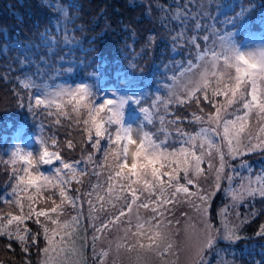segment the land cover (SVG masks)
Listing matches in <instances>:
<instances>
[{
    "label": "snow or ice",
    "instance_id": "snow-or-ice-1",
    "mask_svg": "<svg viewBox=\"0 0 264 264\" xmlns=\"http://www.w3.org/2000/svg\"><path fill=\"white\" fill-rule=\"evenodd\" d=\"M200 7L198 13L173 15V20L192 19L195 29L206 34L186 40L194 57L176 66L170 83L148 107L143 106L148 95L141 90L56 83V77L73 72L71 66L58 69L51 83H37L31 76L19 81L31 92L30 112L55 117L53 126L66 121L68 136L75 131L80 139L68 138L61 147L53 134L39 139L35 154L16 144L10 159L0 158V164L13 166L9 184L0 190V204L9 209L0 208V237L18 241L27 252L29 242L35 245L42 235L41 264H87L89 228L93 264H208L206 253L215 249L218 238L241 239L239 226L228 220L229 209L264 199V170L253 174L244 159L264 154V37H250L243 47L236 43L231 29L242 26L249 11L242 5L239 11L233 6L231 16L219 6L225 16L219 28L218 18ZM201 18L214 22L203 26ZM183 37L178 32L172 40ZM153 42L149 36L148 43ZM88 75L97 77L95 71ZM17 99L24 106L19 94ZM173 105L177 111L193 110L173 115ZM77 148L79 158H69ZM41 166L52 167L46 174ZM220 192L231 203L212 217L209 210ZM182 202L196 209L201 224L199 229L186 224L181 240L173 223L180 221L172 213ZM69 207L75 214L65 218ZM256 235L264 237V224ZM108 236L112 239L97 251V241ZM249 264H264V255Z\"/></svg>",
    "mask_w": 264,
    "mask_h": 264
},
{
    "label": "rangeland",
    "instance_id": "rangeland-1",
    "mask_svg": "<svg viewBox=\"0 0 264 264\" xmlns=\"http://www.w3.org/2000/svg\"><path fill=\"white\" fill-rule=\"evenodd\" d=\"M15 1L16 0H0V68H4L7 72H9V69H14V71L19 69V71L24 72V77L31 76L37 83H51L52 81H50V77L55 76L58 69L63 71L65 68L69 67L66 66L65 63L71 61L65 59L64 56L61 55V52L58 51V46L60 47L62 45L61 48H63V46L70 48L74 44H79L80 40L77 42L72 40L75 36L69 35L68 29L77 28L80 30L85 27L84 24L73 20V16L80 15L91 8L94 17L102 15L104 18L102 23L104 27H107L108 25H111V16H109L110 5L114 7L119 6L120 9L122 8L126 14H129V17L126 15L127 22L124 23L123 30H131V35L137 33L138 35L135 37V40H139L135 45L133 42L134 38L132 39L131 37H128L123 43L132 48L130 51L131 55L136 53L137 55L141 54V56L143 55L146 57V60H141V66L138 68V71L134 68L136 72L135 75L133 74L131 79H128L123 83V90H141L143 93H146L148 95V100L143 103L144 107L149 106L154 95H161L163 93V86L166 83H170V77L172 76L173 71L176 70V66L180 62L186 64L188 59L194 57L195 49L188 45L186 40L193 35L202 37L203 34H206L195 29V21L192 19L186 21L183 20V18H181V20H173L172 17L177 11L185 14L198 13L201 11L200 6H204L203 10L209 12L213 18H218L215 22L219 28L221 27L220 22L225 19V16L218 11L219 6H226L223 7L222 11L227 12L228 15L231 16L234 15V13H232L230 9L235 6V10L239 11L240 6L242 5L244 8L249 9V11L245 14L242 26L238 25L237 28L231 29L235 33L234 39L236 43L239 31L244 28L248 29V37L245 38L242 43H237L241 47L248 42L250 37H255L257 31L264 32V7H257V0H25L31 8H25L27 16L29 19L33 18V16L38 17V19H33L36 22L39 21L38 24L40 25L37 34H35L36 37L33 39V35L27 33L31 24L26 22L22 24L21 29L24 32L23 35V32H20V27L17 22L7 17V13L9 12L8 7L10 4H14ZM90 2L92 4H90ZM141 13H144V18L141 20L137 19V15ZM48 15L53 16V18L48 19L51 18H47ZM23 16L26 17L25 15ZM3 18L4 20H1ZM201 22L203 26H208L214 21L213 19L201 18ZM116 25L118 26L117 21ZM178 32H183L184 37L174 42L172 37ZM149 36L154 37V42L152 44L148 43ZM22 38L23 40L21 41ZM256 38H258V36ZM12 42L18 44L14 51L6 56L9 53L7 45ZM197 42L201 45L204 43L202 39H199ZM174 43L176 45L175 50H173ZM32 46L35 49L34 52L31 51ZM135 46H137L138 49H136ZM29 51L30 56H28ZM36 54H38V56ZM3 56L4 58L6 56V58H2ZM21 60H24L23 64L20 63ZM81 68L83 69V67ZM1 73H3L2 70L0 71V74ZM20 73L12 74L11 78L18 82V76ZM149 75L154 76L150 78ZM63 76H71L74 78L75 74L73 71L71 74H65ZM142 78H144L145 82L157 83L156 87L149 91L141 86L130 85L132 83L139 84V82L143 80ZM155 78H158V82L153 81ZM63 82L65 81L57 83ZM75 83L70 84L75 85ZM158 89L160 91H157ZM29 92L27 95L31 94V92ZM8 100L9 97L5 96L1 101L6 103ZM38 112L39 110L37 111V114H34L33 112L28 111L27 114L29 115L28 117L31 122L34 124L33 126L39 127L41 134L24 135L18 133L14 145L20 144L21 146L28 147L35 154V152L40 149L38 143L40 138L47 139V137L56 134V138L58 142L61 143V147H63V142L68 138L74 140L80 139L79 134L75 131L72 132L71 137L68 136V132L71 130L68 128V123L66 121H63L60 126H53L51 121H53L55 117H46L38 114ZM41 125H43V130L41 129ZM10 149H12V147H7L4 143H0V154L4 156L5 160L10 159ZM68 156L79 158V149L77 148L76 153ZM244 159L251 165L253 174H257L261 170H264V154L252 153L244 157ZM237 163L238 161L233 162L234 165ZM202 166L206 167L205 165ZM6 167L7 174L5 173L2 175L0 173V178L3 181L5 180V183L0 187V190L5 189L10 182L13 166L7 165ZM41 167L47 174L52 166L48 169H45V166ZM237 170L243 175H248L244 169L238 168ZM93 183H95V178H93ZM234 183H239V180L237 179ZM205 187H207V185H205ZM222 187H226V182L222 183ZM8 190L10 191V188ZM230 203V199L225 198L222 192L217 193L213 198L212 207L209 210L210 216L216 217L218 208ZM0 208H4L5 211L9 210L7 206L2 204H0ZM83 208L84 210H87L86 203L83 205ZM237 211L240 213L239 217L235 214ZM251 212L257 213L255 215L257 228L255 225H253V227L258 230L260 225L264 224V199L257 197L255 200L245 201V203L241 204L238 209H229L228 220L230 224L239 226L237 234L241 239L235 242H230L218 238L215 249L206 253L208 264H224L225 261L230 262V264H249L251 259H260L261 256L264 255V247L261 246L264 245V240L262 238H257L256 232L252 234L251 238L245 235L247 232L246 229L250 224L247 222L251 217H254L248 215ZM74 214V211L69 207L66 209L65 218H70V216ZM172 215L175 216L176 220L180 221L179 225H175V221H173V223L175 227L180 229L181 240L184 238L183 229L186 224H191L197 229L200 227V216L196 209L189 206L187 203L182 202L178 204L173 210ZM245 217H247V219H245ZM241 221H243V223H241ZM214 223L219 226V219H214ZM245 223H247V225L244 232L243 225ZM27 224L31 227L33 232H35L34 227L36 225H34L32 221H28ZM82 225L87 226L88 221L86 219L82 220ZM251 232L252 229H250L249 233ZM86 234L88 240L84 247V258L87 264H93L91 247L92 233L90 228L87 230ZM108 239H112V237L108 236L97 241V251L102 247H106ZM79 243H81V241H78V245ZM29 245L30 247H34V263L41 264V261L44 258L41 249L46 246V241H44L43 236H40L35 245L31 242H29L28 246ZM236 245L239 247L235 248ZM11 248L12 247H10V249ZM18 249H20V247H18ZM0 257V260L3 259L0 264H26L23 259L24 256L22 254L19 255V253L13 254L1 250Z\"/></svg>",
    "mask_w": 264,
    "mask_h": 264
},
{
    "label": "trees",
    "instance_id": "trees-1",
    "mask_svg": "<svg viewBox=\"0 0 264 264\" xmlns=\"http://www.w3.org/2000/svg\"><path fill=\"white\" fill-rule=\"evenodd\" d=\"M25 2V0H16L14 4H10L8 7L9 12L7 13V17L17 22L18 26L20 27V32H23L21 29L22 24H24L25 22L31 24V27H29L27 33H29V35H33L32 38L35 39V34H37V30H39L40 25L38 24L39 21L36 22L33 18L38 19V17L33 16V18L29 19L26 14L25 8H31L29 7V4ZM90 4L92 3L90 2ZM256 6L264 7V0H257ZM23 15H25L26 17H24ZM126 15L129 17V14H126L125 11H123L122 8L120 9L119 6L114 7L110 5L109 16H111V25H108L107 27H104L102 23L104 20L102 15L94 17L91 12V8L88 11L81 13L80 15L73 16V20L84 24L85 27L80 30H78L77 28L68 29V34L75 36V38H73L72 40H74L75 42L80 40V42L79 44L72 45L70 48H68L67 46H63V48H61L62 45L60 47L58 46V51L61 52V55L64 56L65 59L71 61L66 62L65 65L73 67L75 76L74 78L71 76L56 77L55 82L57 83L60 81H65L75 83L83 81L92 84L95 88L107 89L109 87H114L123 90V83L126 80L131 79L133 74L135 75L136 72L134 68H136V70L138 71V68L141 66V60H146V57L143 55L141 56V54L137 55L136 53H134L131 55L130 51L132 50V48L123 43L124 40H126L128 37H131L132 39L134 38L133 42L135 45L139 41L135 40V37L138 35L137 33L131 35V30H123V25L127 22ZM144 16V13H141L137 15V19L141 20L142 18H144ZM47 18L52 19L53 16L48 15ZM1 20H4V18ZM116 21L118 23V26L116 25ZM247 33L248 29L246 28L239 31L237 38L238 44L242 43L244 39L248 37ZM257 36L258 38L264 37V32L257 31L255 37ZM23 38L21 39V41L23 40ZM17 44L18 43L15 44V42H12L11 44L7 45V50H9V53L6 56L14 51ZM135 48L138 49L137 46H135ZM34 50L35 49L32 46L31 51L34 52ZM36 55L38 56V54ZM28 56H30V51L28 53ZM2 58H4V56ZM130 65H134V67H130ZM81 67H83V69ZM0 69L3 71V73L0 74V143H4V145L7 146V144H9L10 142V139L13 136H16L18 133L24 135H40L41 133L38 126H33L34 124L31 122L28 117L29 115L27 114L29 111L27 107V100L29 95H27V93L29 91L22 88L19 83L21 79H24V72L19 71V69H17L16 71H14V69H9V72L5 71L4 68ZM93 71L97 73L99 82H97V77L88 75V73ZM17 73H20L18 76V82L17 80L15 81L11 78L12 74ZM152 76L154 75H149L150 78H152ZM142 79L143 80L139 82V84L132 83L130 85L141 86L148 89L149 91L154 89L157 85V83L155 82L149 83L147 81L145 82L144 78ZM153 81L158 82V78H155ZM17 94H19V97L23 99L24 106H21L20 100L17 99ZM5 96L9 97V100L6 103L1 101ZM171 111L173 115L179 114L183 116L190 114L192 109L189 108L185 110L183 108H180L177 111V108L174 105ZM50 150L55 149L50 147ZM76 151L69 153L68 155L74 154L76 153ZM0 158L4 159V156L0 154ZM69 158L73 157L69 156ZM49 167L51 166H45V169H48ZM0 173L2 175L5 173L7 174V167L0 164ZM4 183L5 180L3 181L0 178V187ZM247 223L250 224L246 229L247 232L245 233V235L251 238L252 234L259 230V228L258 230H256L257 221L255 216L251 217ZM247 223L243 225L244 232ZM253 225H255V229ZM250 229H252L251 233H249ZM34 231H37V226L34 227ZM257 238H262L264 240V237L257 236ZM9 244L12 247L11 249L10 247H8ZM261 246L264 247V245ZM18 247H20V249H18ZM238 247L239 246L236 245L235 248ZM28 248L29 250L27 252H24L22 250V245L18 241L9 240L7 237H0V251L3 250L4 252L6 251L7 253L10 252L13 254L19 253V255L22 254L24 256L23 259L25 260L26 264H35V261H33L34 247H30L29 245ZM2 260L3 259H1L0 262Z\"/></svg>",
    "mask_w": 264,
    "mask_h": 264
},
{
    "label": "bare ground",
    "instance_id": "bare-ground-1",
    "mask_svg": "<svg viewBox=\"0 0 264 264\" xmlns=\"http://www.w3.org/2000/svg\"><path fill=\"white\" fill-rule=\"evenodd\" d=\"M15 139H16V136H13L11 139H10V142L9 144H7V147H13L14 146V142H15Z\"/></svg>",
    "mask_w": 264,
    "mask_h": 264
}]
</instances>
